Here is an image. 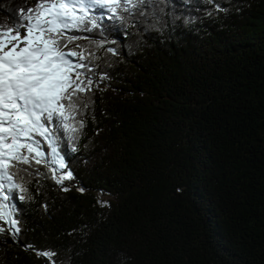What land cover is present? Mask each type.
<instances>
[{
	"label": "trees",
	"instance_id": "obj_1",
	"mask_svg": "<svg viewBox=\"0 0 264 264\" xmlns=\"http://www.w3.org/2000/svg\"><path fill=\"white\" fill-rule=\"evenodd\" d=\"M36 5L0 0V26ZM103 16L70 33L88 37L68 45L95 82L88 106L55 129L56 154L41 140L43 162L3 181L0 264H264V0H127Z\"/></svg>",
	"mask_w": 264,
	"mask_h": 264
},
{
	"label": "snow or ice",
	"instance_id": "obj_2",
	"mask_svg": "<svg viewBox=\"0 0 264 264\" xmlns=\"http://www.w3.org/2000/svg\"><path fill=\"white\" fill-rule=\"evenodd\" d=\"M123 2L125 0H37L35 8L27 9L25 23L0 26V193L5 190L3 181L13 180L12 170L20 165L43 162L41 157L45 153L40 150L41 140L48 141L51 152L56 154L57 149L51 143L55 129H69L66 122L71 114L78 111L80 105L88 106L85 96L92 91L95 82L80 71L87 67L84 63L74 62L85 59L83 52L68 48L70 43L88 37L67 33L102 28L104 16L89 14L94 10L106 11L112 13L108 17L112 19L117 5ZM33 14L37 18L35 24L31 22ZM108 51L116 54L115 49ZM87 71L93 70L87 68ZM80 126L83 127V122ZM59 167L66 168L63 158ZM53 172L55 174L54 169ZM72 178L69 170L56 177V182L62 184L64 179ZM8 188L11 190L12 185ZM62 190L69 189L63 187ZM2 199L8 201L10 196L5 194ZM0 219H4L2 208ZM6 222L12 226L14 242H19L18 221ZM6 231L0 228V233ZM36 254L55 255L47 251Z\"/></svg>",
	"mask_w": 264,
	"mask_h": 264
},
{
	"label": "rangeland",
	"instance_id": "obj_3",
	"mask_svg": "<svg viewBox=\"0 0 264 264\" xmlns=\"http://www.w3.org/2000/svg\"><path fill=\"white\" fill-rule=\"evenodd\" d=\"M60 168V167H59ZM60 170H62L61 168H60ZM0 208H1V205H0Z\"/></svg>",
	"mask_w": 264,
	"mask_h": 264
}]
</instances>
